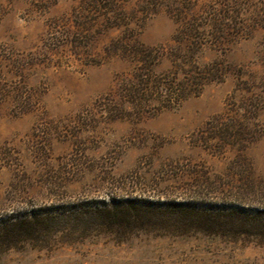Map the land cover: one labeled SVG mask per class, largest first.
<instances>
[{
    "label": "rangeland",
    "instance_id": "obj_1",
    "mask_svg": "<svg viewBox=\"0 0 264 264\" xmlns=\"http://www.w3.org/2000/svg\"><path fill=\"white\" fill-rule=\"evenodd\" d=\"M193 16L234 36L177 44ZM137 44L162 53L153 82L186 79L174 54L226 74L172 105L132 101ZM127 203L145 218L100 225ZM165 205L264 214V0H0V225L48 226L0 238V264H264V238L180 229Z\"/></svg>",
    "mask_w": 264,
    "mask_h": 264
},
{
    "label": "trees",
    "instance_id": "obj_2",
    "mask_svg": "<svg viewBox=\"0 0 264 264\" xmlns=\"http://www.w3.org/2000/svg\"><path fill=\"white\" fill-rule=\"evenodd\" d=\"M179 15H183L179 11ZM221 19H212L206 22L205 17L193 16L191 20L184 24L183 29L176 34L174 42L180 44L188 37V42L195 50L202 45L201 35L209 34L214 37L216 44H223L230 41L234 36L233 30L236 24H229L228 21L222 22ZM182 32V34H181ZM206 33V34H205ZM180 34L182 36H180ZM228 37L230 40L227 41ZM229 43V42H228ZM127 45V44H126ZM127 58L131 60L136 68L134 70L135 84L125 88V97L136 99L138 95L148 96L159 95L163 99H168L169 105L180 102L188 97L196 96L200 89L213 82L222 81L226 74L225 66L214 63L202 70L196 68L194 58L195 54H188L184 57L172 55L175 62V70L186 75L184 81L176 82L175 79L160 77L153 82L152 66L149 61H155L161 58L162 53L156 48L145 47L137 44L131 48H123ZM131 49V50H130ZM189 67L187 69L186 67ZM186 68V69H185ZM195 69H198L195 71ZM131 101V100H130ZM133 103V102H132ZM170 107V106H169ZM164 214L173 221V225L178 228L198 229L206 232L229 233L233 236H250L264 238V214L262 217L244 218L243 222H238L234 212L224 210H200L185 206L165 205ZM146 208L136 206L134 203H127L115 208L99 209L100 225L108 229L123 230L132 223H139L145 218L142 212ZM47 220L44 217L23 218L13 222L0 225V238L3 243L14 244L24 242L30 239H39L48 229ZM100 226V227H101Z\"/></svg>",
    "mask_w": 264,
    "mask_h": 264
}]
</instances>
